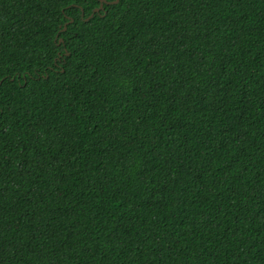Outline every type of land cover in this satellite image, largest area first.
Wrapping results in <instances>:
<instances>
[{
    "label": "trees",
    "instance_id": "1",
    "mask_svg": "<svg viewBox=\"0 0 264 264\" xmlns=\"http://www.w3.org/2000/svg\"><path fill=\"white\" fill-rule=\"evenodd\" d=\"M101 5L0 0V264H264V0Z\"/></svg>",
    "mask_w": 264,
    "mask_h": 264
},
{
    "label": "water",
    "instance_id": "2",
    "mask_svg": "<svg viewBox=\"0 0 264 264\" xmlns=\"http://www.w3.org/2000/svg\"><path fill=\"white\" fill-rule=\"evenodd\" d=\"M118 0H115V2H117ZM101 2H102V5L99 7V8H95L94 9V12H97V11H99L100 9H102V7H103V3H104V0H101ZM62 40V39H61Z\"/></svg>",
    "mask_w": 264,
    "mask_h": 264
}]
</instances>
